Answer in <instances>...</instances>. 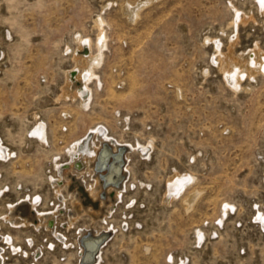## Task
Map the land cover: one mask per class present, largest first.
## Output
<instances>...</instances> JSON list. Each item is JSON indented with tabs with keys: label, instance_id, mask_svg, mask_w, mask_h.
Returning <instances> with one entry per match:
<instances>
[{
	"label": "rangeland",
	"instance_id": "obj_1",
	"mask_svg": "<svg viewBox=\"0 0 264 264\" xmlns=\"http://www.w3.org/2000/svg\"><path fill=\"white\" fill-rule=\"evenodd\" d=\"M100 1L0 0V138L16 152L0 159V202L29 206L30 196L40 197L20 221H0V238L8 235L20 246L11 251L0 240L1 264L77 263V246L70 240L89 225L87 217L66 230L75 209L52 201L48 168L56 157L65 163V146L85 138L96 123L125 144L151 137L153 147L147 157L127 152L132 182L107 217L109 235L93 264H173L184 255V264H264V231L253 215L264 203V76L234 94L213 72L209 45L202 41L230 19L228 0H152L134 23L120 17L117 4L100 12ZM96 15L106 36L97 69L101 84H89L91 106L80 113L74 100L55 99L70 64L71 50L65 52L63 44L74 47V32L94 42ZM252 37L264 42V29L240 30L236 47L245 48ZM203 68L209 70L206 76ZM35 110L45 123L46 144L22 136ZM172 167L195 176L192 186L201 193L189 210L179 199L160 200ZM133 176L148 182L138 186ZM76 178L70 192L79 184ZM89 181L84 178V184ZM226 204L232 207L223 216ZM52 214L47 230L21 222ZM210 229L218 234L210 236ZM198 230L207 235L200 241L194 240Z\"/></svg>",
	"mask_w": 264,
	"mask_h": 264
},
{
	"label": "bare ground",
	"instance_id": "obj_2",
	"mask_svg": "<svg viewBox=\"0 0 264 264\" xmlns=\"http://www.w3.org/2000/svg\"><path fill=\"white\" fill-rule=\"evenodd\" d=\"M151 2L152 0H135L134 2L123 0L122 3H119L117 0H103L100 1L99 10L100 12H103L104 9L117 4L120 17H123L126 21L134 23V21L136 22V19L138 20L141 10ZM228 4L231 9L230 19L223 27H215L214 30L217 31L216 33L214 32L213 34H206L202 38V41L204 45H209V59L211 63L215 65L213 72L218 74L224 80L226 85L232 90L234 94H237L248 91L250 89L251 83L255 82L257 77L264 76V42H261L258 37H252L249 45H247L245 48H242L241 50L238 49L240 30L244 31L246 27L252 29L254 26L264 29V0H252L250 6L248 5L247 7L241 6L240 4L238 5L236 2H232L230 0H228ZM103 22L104 21L100 15H96L94 17L93 25L97 30L96 39L94 42L89 37L83 36L81 32H74L72 35L74 47L70 48L69 44H63V50L65 52L71 50L70 64L63 70V81L59 86V94H57L55 99L64 97L72 101L74 100L76 111L80 113L86 112L91 106L90 101L92 100V89L89 84L93 81L97 82V86H100L101 84L97 74V69L103 61V51L106 47V36L102 25ZM2 55L3 51L0 48V57ZM201 72L206 76L209 70L208 68H203ZM65 114L67 115L65 112L62 114V116ZM29 116L31 118V124L25 128L22 136H24L27 140H31L32 142L46 144L48 142V137L45 133V123L40 118L39 112L36 110L32 111ZM22 136L19 137L20 141L22 140ZM152 139L150 137L142 144L137 140H135V142L132 144H125L123 141H121V139L111 138V134L105 125L101 126L100 123H96L89 129V133L85 138H74L68 143V145L65 146V153L67 155V161L65 163H60V161L57 160V157V159L55 158L50 162L48 168V180L51 186L52 201L57 199L60 206L63 207L64 205V207L67 209H75V216L72 218L69 217L67 222L64 224V226L67 228L66 230L71 228L75 224L76 220L84 215L87 217V224H89L87 227L85 226L86 228L79 229L77 235L73 237V240H70V245L75 244L77 246L78 255L76 257V264H82L81 259L83 254L84 261H87L88 257H91L92 259V255L95 250H97V254L94 263H97L99 258H101V248L105 241L101 244V246H97L95 243L93 251H89L90 248H87V246H90L88 242L89 239H87L85 236L88 234L90 236H99L100 234L104 233L103 237H101L103 240L107 235H109L110 223H112V221H108L107 217L111 215L114 205L123 199L122 193L124 189H126L127 186H129L132 182L127 180L128 176H130L128 175L127 171V162L129 159L127 152L132 150L136 152L140 158L142 156H146L153 147ZM102 147H104V152H108L112 156H114L112 153H123L119 159L114 156L112 159L116 163H113L107 168L106 162H103V154L99 158V153ZM15 153L16 152L14 151L12 145H6V142H3V140L0 138V159L5 160L12 155L14 156ZM110 160L111 158L108 159V161ZM106 172H108V176L103 180V175ZM122 175H124V177ZM75 176H77L76 179L79 181V184H77L78 182H75L77 185H75L74 189H72L73 192H70L68 188L71 185L70 183L72 177ZM86 177L90 181L89 183L84 184V178ZM122 177L123 180L119 184V181L122 179ZM135 177L134 179L137 181V185L139 184L138 186L144 187L148 182L146 181V183H144L141 180H137ZM125 179L128 181L127 184L125 183L127 182ZM194 181L195 176L192 173H189V171L179 172L176 170V168L172 167L171 171L168 173V175H166V178L163 181L164 189L161 191L160 200L165 204H171L176 199H179L180 202L185 204V208L189 210L194 205L201 193L194 185L192 186ZM0 189H3L2 185ZM140 189L142 188H139V190ZM101 193H103V197H100ZM135 199H137V196ZM38 200H40V197L37 194H35L34 197L30 196L29 206L32 205V201L35 203ZM130 200L131 198L129 197L128 201ZM26 204L7 205L5 201L0 202V214H3V218L0 220L2 221L1 223L4 222L13 224L15 219H19L20 221V218H22L23 214H25V216L28 215L29 206ZM123 204L124 203H122V205ZM21 205L24 207H20ZM124 206L125 205H123V207ZM230 207H232L231 204L223 207L221 210L223 216L227 215ZM130 208H132V206ZM251 210H253V208ZM254 211V220L257 221L259 226L257 223L256 225L261 227L264 231V203H262V209L256 207V210ZM52 218H55V214L45 216L36 215L30 216L26 220L21 219L23 220L21 222L23 224H26L29 221L35 222L38 226H42L45 230H47L52 225V223L49 222ZM96 220H98V223H96ZM214 230L210 229V236L211 234L217 233L216 230ZM51 232H54L53 229ZM53 235L60 239L62 238L54 233ZM197 235V238L194 240L200 241L203 236H207L202 231L197 232ZM0 240L5 246L9 248L11 247V251L17 252L20 250V246L16 248L15 243L13 244V242H11L12 240L8 235H3ZM63 243L65 244V247L69 246L67 241L62 242V244ZM49 245L52 247V244ZM41 248L37 250L38 254L44 250V248ZM2 259L3 257L0 258V264ZM184 262L185 255L178 257L177 260H175V263L173 262V264H184Z\"/></svg>",
	"mask_w": 264,
	"mask_h": 264
},
{
	"label": "water",
	"instance_id": "obj_3",
	"mask_svg": "<svg viewBox=\"0 0 264 264\" xmlns=\"http://www.w3.org/2000/svg\"><path fill=\"white\" fill-rule=\"evenodd\" d=\"M102 197H103V194H102ZM96 241H97V240H96ZM95 258H96V257L92 256V259H91V260L94 262V261H95Z\"/></svg>",
	"mask_w": 264,
	"mask_h": 264
}]
</instances>
